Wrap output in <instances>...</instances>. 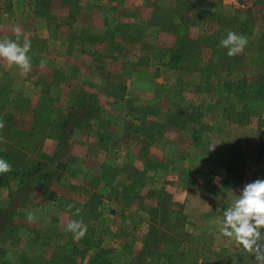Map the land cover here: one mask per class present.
<instances>
[{
	"label": "rangeland",
	"instance_id": "1",
	"mask_svg": "<svg viewBox=\"0 0 264 264\" xmlns=\"http://www.w3.org/2000/svg\"><path fill=\"white\" fill-rule=\"evenodd\" d=\"M9 2L21 5L26 0ZM67 2L72 6L79 0ZM137 3L152 7L151 19L163 28L179 21L178 16H170L174 9L196 21L188 33L202 43L199 52L192 51L196 53L190 55L192 58L180 59V55L177 59L179 51L173 50L174 43L171 51L165 53L148 44L147 52L155 61L169 55L168 65L174 69L175 64L180 69L186 63L199 61V69L194 70L196 75L192 74L191 80L197 79L203 90L209 87L214 92L198 93L196 101L202 103L209 94L214 103L207 109L194 107L193 121L201 120L180 125H175V119H184L178 113L175 115L172 107L168 139L155 137L150 149H142L144 144L141 145L144 155L141 163L134 162V156L128 153L120 154L114 162L101 146L106 141L99 144L94 136L87 139L94 116L92 110L82 108L83 103H79V96L74 93L70 97L73 103L66 110L58 107V101H52V108L44 109L43 114H49V119L53 114L58 123H46L44 118L45 123L39 125L40 131L54 127L55 132L51 139L41 141L43 146L38 154H35L36 138H22L19 127L0 130V137L6 138L3 143L12 145L6 152L0 143V158L9 161L13 168L10 173L0 175V264H255L254 257L241 245L222 235L221 226L225 209L243 186L264 179V0H137ZM156 5L165 10L158 11ZM228 30L247 36L248 45L233 58L222 48L218 53L221 59L215 63L216 56L205 40L221 33L226 37ZM164 33L174 38L172 33ZM150 67L143 78L151 86L155 78H163L165 74L160 71L166 68L163 65L159 69L152 63ZM167 73L169 82L182 81L178 72ZM186 81L190 83V77ZM154 86L158 87L155 91L160 90V86ZM114 90L116 95L122 94L119 86ZM174 90H160L158 95L174 98ZM87 95L97 98L94 93ZM9 97L8 103L15 102V98L9 102ZM11 110L8 108V112ZM205 111L227 113L235 126L211 125L203 116ZM39 120L42 121V116ZM152 126L148 125L147 132L158 133V127L151 129ZM174 127L181 128L180 135L174 133ZM81 133L90 151L88 158L80 157L82 150L71 141L73 134ZM225 135L229 147H220L216 157L209 147L218 145ZM215 136L221 137L218 140ZM232 137L237 145H231ZM190 146L196 148L194 153L189 154ZM18 149L24 155L18 154ZM225 150L231 151L232 156ZM245 158L248 166L252 163L256 167L255 173L245 170ZM68 160L74 171L65 170ZM225 166L228 170L223 172ZM69 204L81 208V215L75 216V210L69 212ZM28 213H34L38 220L29 223ZM81 218L87 233L74 239L65 226L68 220Z\"/></svg>",
	"mask_w": 264,
	"mask_h": 264
},
{
	"label": "crops",
	"instance_id": "2",
	"mask_svg": "<svg viewBox=\"0 0 264 264\" xmlns=\"http://www.w3.org/2000/svg\"><path fill=\"white\" fill-rule=\"evenodd\" d=\"M9 1L15 0L0 2V39H15L14 32L19 28L21 42L23 37L27 36L31 44L28 55L32 61V71L27 76H22L18 67L0 59V98H2L0 119L5 123V131L19 127L22 138H36L38 148L35 154H38L43 146L41 141L51 139L53 131L55 132L54 127L39 130L42 128L39 125L45 123L44 118H47L46 123L53 125L58 123L56 119L55 123L53 114L50 115V119L49 114L44 115V109L52 108V101H58L60 102L58 107L66 110L67 106L73 103L72 100L70 101L73 93L78 96L83 95L82 93L84 95L94 93L97 96L99 112L91 118L93 125L86 121L92 125L90 131H87L89 133L87 139L94 136L99 144L106 141L107 143H101V146L106 150L105 155L112 157L114 162L118 161L120 154L128 153L134 156V162L141 163L144 156L140 151L141 145L144 144L142 149H150L153 146L150 144L151 141L156 140L147 137L148 125H155L162 129V135L159 138L157 136V140L168 139V132L171 129L169 130L167 126L172 122L171 119L168 120L172 107H174V114L178 113L180 118L184 119H175V125L189 124L201 120L193 121L196 115L194 111L192 112L194 107L207 109L215 101L209 94L205 101H201L202 103L196 101L198 93L205 90L214 92L209 87H204L203 90V86L197 82V79H193L194 82L191 80L192 74L196 75L194 70L199 69L197 66L199 61L186 63L184 68L180 69H176L175 64L174 69L172 65H168V61L171 62L169 55L168 58L165 55L161 61H155L151 54L148 55L146 47L148 44L152 45L153 49H161L165 53V50L171 51L175 42V38L160 31V24L151 19L152 7L139 4L137 0H79L78 4L72 6L67 0H26L21 5L12 4ZM157 8L165 10L160 5H156ZM136 31L140 32L136 33ZM176 55L178 59L181 53L178 52ZM187 56L186 53L184 56L182 54L180 59ZM42 60L46 62L44 68L40 67ZM150 63L154 64V67L157 65L159 69L163 65L166 68L160 71L165 74H162L163 78H155L151 86L145 83V77L143 78L150 72ZM169 70L178 72L177 76L181 77L182 81L169 82L170 80L167 79ZM157 77H159L158 74ZM189 77L190 83L186 81ZM174 84L175 86H172ZM154 85L160 86L162 92L175 89V97L172 98L168 94L158 95L160 90L155 91L154 88L158 87ZM118 86L122 90L121 95L115 93L114 89ZM88 87H90L89 90H87ZM8 95L11 99L9 102L14 98L15 102L8 103ZM45 101H49L48 106ZM8 108L12 109L11 112H8ZM203 114L211 125L223 123L235 126L233 123H236L227 113L205 111ZM39 116H42V121L39 120ZM260 130L262 131V128ZM176 132L180 135L181 128L174 127V133ZM83 135L82 133L79 136L73 134L71 141L74 147L82 150L83 153L79 156L88 158L90 151L87 149L88 146H85L86 140ZM219 137L215 136V139L219 140ZM244 138L247 140L248 137ZM221 139L218 145L212 144L209 147L211 150L215 146L211 151L216 157L220 147L228 149L230 144L227 143L228 136L225 135ZM235 139L232 137L231 145L236 144ZM3 140L6 138L3 137ZM98 142L97 145H99ZM1 144L4 146L3 151L12 149L10 143ZM190 147L189 154L194 153V147ZM49 148L53 149L50 144ZM68 148L70 157L71 148L70 146ZM65 151L67 152L66 149ZM227 151L228 155L232 156L231 151L225 150ZM16 152L24 155L19 152V149ZM244 153L247 151L245 150ZM243 155L246 156V154ZM71 163V160H68L65 170L74 171L70 167ZM231 163L234 164V161ZM243 163H245L246 171L256 172V167H252V163L251 166L247 165L246 158ZM222 170L227 171L228 166ZM80 179L78 177L77 181L79 186H82ZM99 187L101 188V185ZM230 188L232 187H228Z\"/></svg>",
	"mask_w": 264,
	"mask_h": 264
},
{
	"label": "clouds",
	"instance_id": "3",
	"mask_svg": "<svg viewBox=\"0 0 264 264\" xmlns=\"http://www.w3.org/2000/svg\"><path fill=\"white\" fill-rule=\"evenodd\" d=\"M15 39H0V59L9 65H15L20 69L22 76H27L32 71V61L28 55L31 44L27 36L21 42V32L17 28L14 32ZM245 35L237 34L232 30L227 31L226 37L219 42V47L227 50V56L233 58L242 54L248 45ZM46 66L41 61L40 67ZM5 123L0 119V130ZM0 137V143H3ZM215 146L211 149L214 150ZM210 150V151H211ZM13 171L12 165L4 158H0V175ZM69 212L74 211L75 216H80L82 209L74 204L67 205ZM222 235L234 239L242 248L254 257L255 264H264V179L246 183L234 202L223 213ZM38 217L34 213H28L27 221L35 223ZM65 231L71 233L74 239L83 238L87 233V226L83 219H70L66 223Z\"/></svg>",
	"mask_w": 264,
	"mask_h": 264
},
{
	"label": "trees",
	"instance_id": "4",
	"mask_svg": "<svg viewBox=\"0 0 264 264\" xmlns=\"http://www.w3.org/2000/svg\"><path fill=\"white\" fill-rule=\"evenodd\" d=\"M181 2H183V0H179ZM158 11H161L159 9H157ZM178 16L179 17V21H177L176 23H174L173 25L169 26L168 28H163L164 26L160 24V31L163 32H169L172 33L174 35L175 38V42H174V48L173 50L175 51H179L181 53V56L183 54L186 53V55H188L190 57V55H196V53H192V51L194 52H199V49L201 50V43H199V41L190 38L189 37V29L191 26H193V24L196 23V21H192V19H190L189 17L186 16L185 12L179 13L176 9H174V11L171 12L170 16ZM169 22L170 19L168 20ZM163 22H164V18H163ZM166 24V22H165ZM168 25V24H167ZM165 30V31H164ZM222 37H225L222 33L219 35V37L217 35L214 36H208L206 38V44L211 48L212 53H214L215 57V63L217 62L218 58L219 60L221 59V57H218L220 55H218V53L222 52V48L219 47V42L222 39ZM190 38V39H188ZM186 44L188 45L186 47ZM203 45V44H202ZM118 48V46H117ZM187 48H189V51H187ZM193 57V56H192ZM185 58V57H184ZM224 67H221V69H223ZM231 68V67H230ZM224 70V69H223ZM78 99L80 100L79 103H83L82 108H88L89 110H92V116L96 115L99 112V106H98V101L97 99L93 96V95H81L78 97ZM86 105V106H85ZM84 106V107H83ZM155 127V125H154ZM154 127H150L151 129H154ZM158 133H156L155 131L153 133H146L148 138H155L158 136V138L162 135V129L158 128Z\"/></svg>",
	"mask_w": 264,
	"mask_h": 264
}]
</instances>
